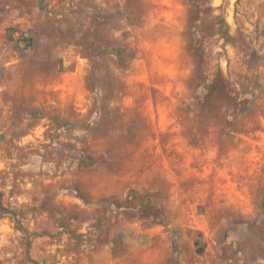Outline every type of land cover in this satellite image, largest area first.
I'll return each mask as SVG.
<instances>
[{
  "label": "rangeland",
  "instance_id": "obj_1",
  "mask_svg": "<svg viewBox=\"0 0 264 264\" xmlns=\"http://www.w3.org/2000/svg\"><path fill=\"white\" fill-rule=\"evenodd\" d=\"M0 206V264H264V0H0Z\"/></svg>",
  "mask_w": 264,
  "mask_h": 264
},
{
  "label": "trees",
  "instance_id": "obj_2",
  "mask_svg": "<svg viewBox=\"0 0 264 264\" xmlns=\"http://www.w3.org/2000/svg\"><path fill=\"white\" fill-rule=\"evenodd\" d=\"M27 42L30 43L31 41H30V40H27ZM0 208H1V206H0ZM196 244H197V243H196ZM199 252H201V251H199Z\"/></svg>",
  "mask_w": 264,
  "mask_h": 264
}]
</instances>
